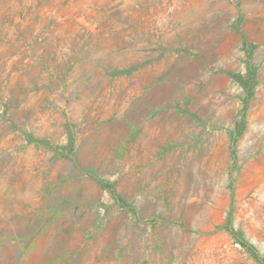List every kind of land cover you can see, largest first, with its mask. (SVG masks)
<instances>
[{
    "label": "rangeland",
    "instance_id": "374dc122",
    "mask_svg": "<svg viewBox=\"0 0 264 264\" xmlns=\"http://www.w3.org/2000/svg\"><path fill=\"white\" fill-rule=\"evenodd\" d=\"M0 264H264V0H0Z\"/></svg>",
    "mask_w": 264,
    "mask_h": 264
}]
</instances>
